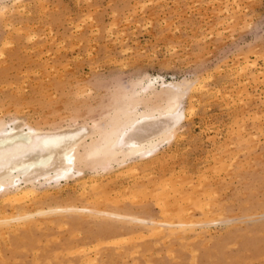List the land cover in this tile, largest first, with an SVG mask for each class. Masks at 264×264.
Segmentation results:
<instances>
[{"label":"rangeland","instance_id":"1","mask_svg":"<svg viewBox=\"0 0 264 264\" xmlns=\"http://www.w3.org/2000/svg\"><path fill=\"white\" fill-rule=\"evenodd\" d=\"M23 4L19 12L0 14V47L5 46L0 48V111L6 121L18 118L43 129L91 126L120 108L138 80L159 78L158 89L162 82L182 80L202 85L192 99L182 100L181 108L192 105L193 112L175 138L161 146L165 161L149 168L140 162L147 170L133 171L138 177L112 163L101 173L100 191L90 189L80 197L73 183L63 182L55 195L47 193L45 204H104L147 221L162 220L153 200L159 194L154 195L161 193L164 176L170 181L177 176L174 184H184L181 196L186 197H168L170 217L180 220L186 208L200 222L206 202L215 218L166 237V229L153 236L147 224L120 223L117 233L101 236L120 226L83 216L76 228V217L61 225L42 217L36 227L0 235V264H92L93 255V264H264V0ZM149 172L155 180L144 177ZM94 173L89 168L84 176L91 180ZM102 195L105 199L97 202Z\"/></svg>","mask_w":264,"mask_h":264},{"label":"bare ground","instance_id":"2","mask_svg":"<svg viewBox=\"0 0 264 264\" xmlns=\"http://www.w3.org/2000/svg\"><path fill=\"white\" fill-rule=\"evenodd\" d=\"M23 1L24 0H0V14L4 16L7 12H19V10L23 9ZM2 44L0 48H3L2 46L4 45ZM0 55L2 56L3 53L0 52ZM158 79L159 78L156 77H147L143 80H138L133 84L132 88L125 93L126 102H123L124 104L120 108L113 110L108 117L103 118L101 120L103 123H99L98 121L94 120V123H92L93 125L91 126L86 125V123L77 125L76 127H73L72 125H67L66 127H58L59 125H56L57 127L52 126L49 128L47 127V129H43L41 128V126H32L28 122L21 121L18 118H12L6 121L4 113L2 114L0 111V235L2 237H8L11 232L16 231L17 233V231H19L21 227L23 229L36 224L40 221L39 218L42 217V219L46 221L49 220L52 222V220H55L59 223L58 225H61L62 223L66 224L67 221L64 219L67 217H69L70 220L71 218L76 217L72 220L73 225L79 224L84 218L86 220L85 216L99 218L100 221H106L107 224L108 222L118 225L120 223L141 225L147 224L150 226L152 232L155 234L157 233L158 235L161 230L166 229L163 230L164 232H167L166 237H170L175 233L181 232L183 230L182 228H193L195 226H198V224L205 222L204 220H208L210 223H213L215 218L212 217V221L211 216L213 210L211 211L208 206L205 207L207 204L209 205V203L205 204L206 202H203L204 207L201 204V207H203V215L202 221L200 222H194V218L191 219L192 217L190 213L187 212L188 209L186 208L182 212L184 215V212L186 211L185 216L180 215L182 213H177L178 216L180 215L181 217L180 220L178 219V221H176L172 218L173 216L170 217L172 214L171 205L173 203L170 205L168 197L170 196L174 199V197L177 196L176 198H181V201H184V199L182 198L186 197V195L184 197L181 196V189L184 184L182 186H175L174 184L175 182L180 180H177V176L173 177L174 179H176L174 181L173 179L170 181L171 176L170 178L164 176V181H161L160 183H165L162 184V187L159 186L160 183L158 185L159 188H162V190L160 189L161 193H156L154 191L156 193L154 196H156L157 194L159 195L154 199L153 196L152 199L155 200L154 204L155 206H157L156 208L160 212V216L163 215L162 220L147 221V219L145 220L143 218L134 216L135 213H130L132 214L130 215L122 211H116L115 209H104L103 203H101L103 204V207H99V205L97 204L91 207L83 205L73 206V204L71 206H47V204H45V198H47L48 196L47 193L53 190L52 192L55 195L58 187L61 186V183L63 182L65 183V185L68 183H73L75 191L80 194V197H84L90 191V189H92L93 191H100V189L102 188V180H100V178L102 177L101 173H103L112 163L117 164L119 167H126V171L128 172H138V170H143L142 172H144L147 170V168L145 167V169H142V167L140 166V162H146L147 167H152V165H156L155 163L165 158V153H163V149L161 148V146H163V144L165 143H170L171 140L175 138V134L180 127V123L188 119V116L193 112V107L190 104V106L188 105V109L187 107L186 109L181 108L183 98L188 97L187 100L192 99L193 93L196 91V89H200L202 85L200 83L182 80L181 82H162L160 88L158 89L155 85L156 80ZM122 94L124 93L122 92ZM247 140H249V138ZM169 159L171 160V158ZM162 166L164 167V165ZM162 166L160 165V168ZM89 168L93 169V171L95 172V176H93L91 180H87V178L84 176V171ZM144 174L146 173H143L142 175ZM150 174L151 173L149 172V174H146V176L144 177H149ZM134 175L137 176L136 173H134L133 176ZM152 176L153 175L149 177L150 180L151 178H155ZM166 179L168 182L166 181ZM156 180L158 181V179ZM182 180H185V177ZM140 183H142V180ZM43 184H45L44 187L41 186ZM167 185L170 186L168 188L170 190L166 189L168 187ZM200 185L202 184L200 183ZM152 186L153 185H151V187ZM156 188L153 189L156 190ZM194 189L195 188H193V190ZM146 190L147 192H151L150 189L149 191L148 189ZM204 191L207 192L206 190ZM139 192L142 193L143 191ZM139 192H137L136 190L133 191V193L135 194H138ZM213 192L217 191L214 190ZM133 193L131 195H135ZM207 193L206 195L208 196V198L212 197V195L209 194L211 192L208 191ZM131 195L130 197L133 198ZM151 196H149V198ZM99 197H101V200L99 198L97 199V202L103 201V199H105L103 198V195ZM112 197L114 198V196ZM173 199L170 200H172L173 202ZM186 202H188V200L185 201V204ZM207 202H210V204L213 203V201ZM216 204L217 203H215L214 207H216ZM173 207L175 208V206ZM216 208H219V206H217ZM221 209H223V207ZM190 211H192L191 208ZM216 215H219V213ZM221 215L222 214L220 213V216ZM83 216L84 218H82ZM215 220L217 221V219ZM88 223H86V225ZM77 226L75 225L76 228H78ZM119 226L120 227H118L117 225L110 226V229H106L105 231L101 232V236H107L117 233V231L121 228V225ZM177 228L180 229L177 230ZM155 234L153 236H158L157 234ZM139 235L141 236V234H138V236ZM179 235L177 236L180 237L181 235ZM99 236L100 235H98V237ZM95 240L97 239L95 238ZM116 240L114 241L115 243L113 242V244L118 245V242ZM112 241L113 240H111V242ZM99 244L101 245L100 242ZM102 244L105 243L102 242ZM17 248L19 247L17 246ZM77 251L75 250V252ZM93 256L95 257V255ZM94 257H89L90 261L93 258V263L96 259V257L95 259ZM195 258L196 257L193 256L194 260Z\"/></svg>","mask_w":264,"mask_h":264}]
</instances>
